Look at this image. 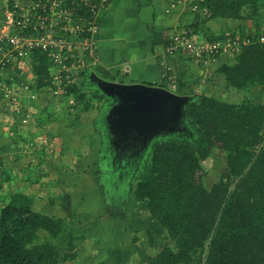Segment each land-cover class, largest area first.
<instances>
[{
    "label": "trees",
    "instance_id": "1",
    "mask_svg": "<svg viewBox=\"0 0 264 264\" xmlns=\"http://www.w3.org/2000/svg\"><path fill=\"white\" fill-rule=\"evenodd\" d=\"M194 4L208 9L210 19L250 22L251 28L244 25L239 30L241 39H257L264 32V0H193ZM191 35L200 37V30ZM207 37L216 41L236 34ZM34 55L41 69L36 89H45L51 83V62L44 53ZM230 60L214 70L212 79L244 92L264 89V42L244 45ZM90 73L67 94L56 95L66 103L68 118L73 114L80 118L79 112L95 107L94 100L107 97L94 86ZM94 88L89 97L85 90ZM71 96L76 99L75 113L68 109ZM184 112L182 133L164 134L153 142L147 157L151 176L138 179L132 189L116 190L114 202L131 194L146 202L174 243L150 255L148 264H264V147L255 151L262 139L264 98L237 103L202 93L187 103ZM96 121L102 127L99 118ZM105 147L102 156L107 155ZM216 149L224 153L226 166L207 187L202 162ZM102 192L106 195L104 187ZM5 197L6 204L0 206V264H60L73 259L52 241L64 233L66 217L36 207L34 196L23 190ZM40 230L49 236L43 237Z\"/></svg>",
    "mask_w": 264,
    "mask_h": 264
},
{
    "label": "rangeland",
    "instance_id": "2",
    "mask_svg": "<svg viewBox=\"0 0 264 264\" xmlns=\"http://www.w3.org/2000/svg\"><path fill=\"white\" fill-rule=\"evenodd\" d=\"M185 8L190 9L187 4ZM192 9L198 8L193 6ZM224 21L217 24L221 29L228 28V32L223 33H234L236 37H240V25L237 23L240 21ZM248 23L250 22L244 25L251 28ZM196 28L201 31L205 29L195 22H180L169 31L171 30V34L183 31L194 33ZM179 57L188 63L186 66L189 69L186 72L192 73L191 77L196 83H193L192 88L189 87L190 91L186 87L184 89L188 92L179 93H189L190 101L202 93L237 103L245 99L264 98L262 90L239 91L225 87L224 80L211 78L214 70L231 57H220L217 63H212L209 67L193 60L187 53L175 54L170 59ZM21 66L28 69L22 79H25L29 86L33 85L36 96L31 98L28 89L23 88L25 96L22 99L21 113L12 117L11 111L6 109L5 115L0 114V123L3 124L0 128L6 134V150L5 155L0 156V159H3L0 160V166L6 167L10 176L1 187L0 206L6 204V195L23 190L34 196L36 207L49 214L66 217L64 233L52 241L62 253L73 254V259L60 264H148L150 255L160 251L165 245L174 246L159 222L152 217L146 202L138 201L133 194L122 200L118 199L116 203L114 200L116 190L119 189V193H122L125 187L132 189L138 179L151 176L147 157L153 142L164 134L182 133L186 128L184 118L179 128L151 134L141 149L135 143H127V148L135 147L132 149L134 155L127 157L131 150H122L120 144L113 140L115 133L112 126L113 122L115 124L116 112L111 113L115 108L108 105L106 99L102 102L94 100L95 107L88 112H79L80 118L76 114L68 118L66 103L62 98L56 95L53 97L46 88L36 89L38 76H33V73L34 68L40 70V67ZM167 66L171 67V75L176 77L175 81L168 78L167 86L176 92L177 89H182V77H190L181 75L182 70L173 63ZM93 82L99 89L96 81ZM96 88L87 89L85 93L90 97ZM70 107L68 104L69 111L75 113V109L71 110ZM27 111L31 116L24 115ZM94 115H98L102 127L96 125L97 118H94ZM121 144L123 145L122 142ZM106 145L109 147L107 155L102 156ZM4 159L9 161L5 162ZM202 163L205 184L211 187L226 166L225 155L216 149L214 154ZM4 168L0 169V176ZM40 173L43 177H38ZM62 179L63 182H60ZM0 181L3 180L0 178ZM102 187L106 195L102 192ZM62 189L65 194L61 197H48L49 193L57 196ZM39 232L43 237L49 236L44 230Z\"/></svg>",
    "mask_w": 264,
    "mask_h": 264
},
{
    "label": "built area",
    "instance_id": "3",
    "mask_svg": "<svg viewBox=\"0 0 264 264\" xmlns=\"http://www.w3.org/2000/svg\"><path fill=\"white\" fill-rule=\"evenodd\" d=\"M109 5L110 0H16L7 6L0 19V70L17 63L34 67L37 65L33 61L34 54L44 53L51 62V83L46 90L53 95L67 94L69 88L85 79L88 72L102 66L97 34L101 17ZM193 6L198 8L196 4ZM169 40L167 58L187 53L206 67L220 57L237 55L248 43L264 42V32L258 34L257 39L237 36L211 41L183 31L170 33ZM162 64L165 76L175 81L171 67ZM13 86L3 88L6 109L11 111L12 117L22 111L20 96ZM21 87L28 89L31 98L36 96L27 81ZM69 105L71 110L75 109V97H70ZM24 115L29 117L31 113L27 111ZM263 147L264 127L255 151L259 152Z\"/></svg>",
    "mask_w": 264,
    "mask_h": 264
},
{
    "label": "crops",
    "instance_id": "4",
    "mask_svg": "<svg viewBox=\"0 0 264 264\" xmlns=\"http://www.w3.org/2000/svg\"><path fill=\"white\" fill-rule=\"evenodd\" d=\"M15 1L16 0H0V19L4 16L7 6ZM191 1L192 0H190V2L186 0H110V5L101 17L100 31L97 34V48L103 63L102 66H99L100 68L97 67L94 72L97 74L100 72L99 75L108 80L126 83H143L150 86L170 89L166 81L168 78L163 74L162 62L164 64L173 63L175 67H179L180 70H182L181 75L186 78L190 77V79L182 77V89L179 88V92L176 88V92L178 94L188 92L184 89L186 87H188L190 91L189 87L192 88L194 86V81L192 79L193 77H191L192 73L189 74L186 72V70L189 69L186 66L188 63L182 57L178 59L167 58L166 51L170 43L169 35L171 31H169V29L179 25L180 22L190 24L195 22L205 28L202 29V31L199 29L201 34L200 37H207L209 35H218L223 32H228V28L221 29V27L219 28L217 26L218 23H224V20L228 22L239 20L240 22H237L240 25L238 30H241V27L247 23L245 20L223 17L210 19V12L208 9H192L193 1ZM185 4H187L190 9L185 8ZM172 5L173 7H171ZM221 20L223 22H221ZM248 27L249 25L247 29ZM191 66L196 70L193 64ZM40 70L34 68L33 76H38L37 74H40ZM27 72L28 69H25L18 63L11 65L8 69L0 70V114L2 116L6 114L7 101L3 94V90L6 86L14 85V89L16 88L20 96L19 104L22 106V99L25 93L21 84L25 82V79L22 78ZM32 88H34L33 85ZM258 90L264 91L263 88H259ZM183 95H189V93ZM105 99L106 103L110 106L117 103V100L111 97H105L104 100ZM94 116V118H97L98 115ZM2 125L3 124L0 123V126ZM3 132L4 131L0 128V156H4V150H6L4 143L6 141V134ZM7 160L8 159H4L5 162ZM1 168L4 167L0 166V169ZM3 170L2 176H0L3 180L2 182L0 181V190L4 181L10 179L7 168L5 167ZM38 177L43 176L40 173ZM60 182H63V179ZM63 194L65 193L62 189L61 193L57 196H52L53 194L49 193L48 197H61Z\"/></svg>",
    "mask_w": 264,
    "mask_h": 264
},
{
    "label": "water",
    "instance_id": "5",
    "mask_svg": "<svg viewBox=\"0 0 264 264\" xmlns=\"http://www.w3.org/2000/svg\"><path fill=\"white\" fill-rule=\"evenodd\" d=\"M89 78L96 81L98 88L107 97L117 100L112 106L115 108L114 111H111L112 114L116 112L115 123L129 122L142 131H158L162 125V131L166 132L167 122L183 115V109L190 101L189 95H181L165 87L117 82L108 80L96 72L90 73ZM150 91L162 93V99L153 107L144 104Z\"/></svg>",
    "mask_w": 264,
    "mask_h": 264
},
{
    "label": "flooded vegetation",
    "instance_id": "6",
    "mask_svg": "<svg viewBox=\"0 0 264 264\" xmlns=\"http://www.w3.org/2000/svg\"><path fill=\"white\" fill-rule=\"evenodd\" d=\"M162 99V93L161 92H148L147 96H146V100L144 101L145 106L147 107H153L156 106L157 102ZM185 109H183L182 114L180 115L178 119H172L169 122H167V124L165 125V127H168V129H173V128H179L181 125L180 123H182V120L184 118V112ZM113 121V120H112ZM111 122V120H110ZM108 123V122H107ZM112 130L114 129V141H117V143L120 144V147L122 150H131V153L127 155V157L133 156L134 154H132V149H134L135 147H129L127 148V143H135L136 145H138L137 147L141 149V147H144L143 145H145L147 138L153 134V133H158V132H162V125L160 127V129L158 131L155 130H146V131H142L141 129H138L135 126H132V124H130L129 122H118L115 123L113 122V126H112ZM125 127V128H124ZM122 128H124L122 130ZM121 142L123 143V145L121 144ZM139 149V150H140Z\"/></svg>",
    "mask_w": 264,
    "mask_h": 264
}]
</instances>
